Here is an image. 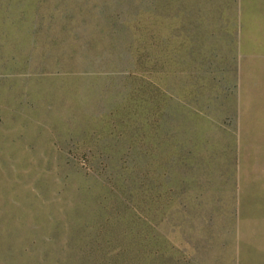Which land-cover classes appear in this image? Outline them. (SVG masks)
I'll list each match as a JSON object with an SVG mask.
<instances>
[{
	"label": "rangeland",
	"instance_id": "1",
	"mask_svg": "<svg viewBox=\"0 0 264 264\" xmlns=\"http://www.w3.org/2000/svg\"><path fill=\"white\" fill-rule=\"evenodd\" d=\"M0 264H264V0H0Z\"/></svg>",
	"mask_w": 264,
	"mask_h": 264
}]
</instances>
